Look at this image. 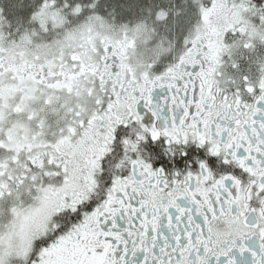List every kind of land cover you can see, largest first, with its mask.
<instances>
[{"label":"snow or ice","instance_id":"snow-or-ice-1","mask_svg":"<svg viewBox=\"0 0 264 264\" xmlns=\"http://www.w3.org/2000/svg\"><path fill=\"white\" fill-rule=\"evenodd\" d=\"M0 264H264V0H0Z\"/></svg>","mask_w":264,"mask_h":264}]
</instances>
